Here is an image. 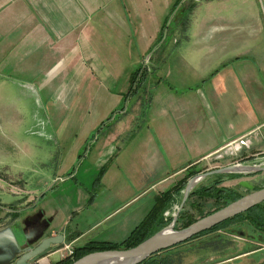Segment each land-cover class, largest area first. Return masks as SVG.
Returning a JSON list of instances; mask_svg holds the SVG:
<instances>
[{
  "label": "crops",
  "instance_id": "0c3cea01",
  "mask_svg": "<svg viewBox=\"0 0 264 264\" xmlns=\"http://www.w3.org/2000/svg\"><path fill=\"white\" fill-rule=\"evenodd\" d=\"M212 13L237 22L208 25ZM241 22L257 23L248 0H0V98L26 85L89 99L93 114V124H71L81 134L93 129L92 148L80 142L74 156L53 159L51 183L44 163L30 190L21 175L0 179L22 196L0 197V264L50 236L74 248L123 242L159 196L223 148L247 143L254 151L239 150L246 156L237 164L264 168V56ZM188 34L195 41L176 39ZM2 111L23 124L19 106ZM256 178L222 186L240 192L245 181L255 190ZM51 255L30 264H54Z\"/></svg>",
  "mask_w": 264,
  "mask_h": 264
},
{
  "label": "rangeland",
  "instance_id": "374dc122",
  "mask_svg": "<svg viewBox=\"0 0 264 264\" xmlns=\"http://www.w3.org/2000/svg\"><path fill=\"white\" fill-rule=\"evenodd\" d=\"M248 1L252 14H256L257 23L252 22L251 24L245 25L244 22H241L240 25H245L248 29H252V37L256 35L254 40L252 38V44L256 43L259 56H264V0ZM223 18L225 19L224 21L220 20L217 14L212 13L207 20L208 25H223L237 22V19L233 18V15L231 14L225 15ZM230 31V29L224 28L225 33H229ZM184 37L177 35L176 39H178V41L192 42L197 38L195 34L184 35ZM241 37L245 39L244 36ZM24 87L25 90H29V93L26 94L24 89H21L20 92H18V95L14 91H11L12 95L8 94L10 93L9 90L1 91L0 179L5 180V178H8L7 182L14 183L12 180H19V176L21 175L23 181L28 184L26 189L30 190L35 188L37 183L40 182V180H37L38 174L36 173V171L41 168L40 163L46 165L44 166V171L49 173L51 183L52 177L56 174L58 166V162H54L53 159H57L63 155L64 157L74 156L75 149L80 142L88 141L87 146L90 145V149L92 148L93 129L81 134L77 130L73 131L71 124H74V122L78 123L79 119L82 123L87 120L89 123L93 114L90 110L91 101L89 99L84 101L80 100L82 98H79L81 108H77L79 100L63 99L60 97L56 98L54 96L48 97L41 94L37 95L36 93H31L33 91L31 87L26 85ZM14 105L19 106L20 110H23L22 115H20L23 119V124H11L9 120L13 119L15 116L2 113L3 108H10ZM89 114H91V117H89ZM92 122L89 124H93ZM87 146H85V148ZM236 146L239 148L238 150H235L233 147H226V149L223 148V151L218 155L205 161L199 169V171H201L199 174L209 173L237 165V161L246 156L239 154V150L241 153L246 151L248 154H251V152L254 151L251 150L250 152L247 149V143H238ZM83 151L84 148L79 149L78 154L84 156ZM74 165L75 167L77 166L75 163L73 166ZM242 166L248 165L245 164ZM75 167L70 170V172H73ZM60 173L63 172L60 171ZM229 174H238L242 177L252 178L254 176H264V170L253 174L223 173L218 175L214 174V176L210 175L199 181L192 190H200L205 186L213 185L216 180H223L228 177ZM46 181L47 180H44V183ZM261 184L262 185H259V188L264 187V181H262ZM8 186L7 183L3 184L0 181V197L5 203L13 202L17 198L22 197L14 196L7 192L6 190L8 189H5V187ZM220 186L223 187L222 184ZM184 190L185 188L180 192L179 197H177V203L172 204V209L168 211V214H164L166 218H172L176 213V208L182 201ZM249 192L250 191L246 192L245 190L240 191V193L244 195ZM49 196L53 198V194L50 193ZM35 204H37V200L34 205ZM190 205L191 200H188L185 204L186 209H188ZM212 206L213 200H202L203 210L200 212L193 211V218L199 217L200 213L202 214L206 211L212 210L214 208ZM234 226H238V224L232 225L229 228ZM237 228L239 230L237 229L238 231H236V233L234 232L231 234L228 230H220L217 235L212 234L184 246L177 247L170 254H164L163 256L166 260H170L172 264H264V233L247 226L246 223H240ZM213 235H220L218 238L219 240L213 239L203 242L204 240L212 238ZM222 237H225L226 239H221ZM246 250L253 251L240 256V254L246 252ZM59 259L60 257L58 253L49 257V261L52 263H55L57 260L59 261Z\"/></svg>",
  "mask_w": 264,
  "mask_h": 264
},
{
  "label": "trees",
  "instance_id": "16d2710c",
  "mask_svg": "<svg viewBox=\"0 0 264 264\" xmlns=\"http://www.w3.org/2000/svg\"><path fill=\"white\" fill-rule=\"evenodd\" d=\"M142 72V70H141ZM138 70L133 74L131 87L134 89V86H138ZM142 77V76H141ZM140 77V78H141ZM137 79V80H136ZM199 171L190 170L186 177H184L182 180H180L176 186H174L170 191L165 192L159 198L156 200L154 207L151 209V211L148 213V215L144 218V220L131 232V234L128 236L127 239H125L123 242L119 244H108V243H89L88 245L82 247V248H74V255L72 258H65L62 259L54 264H72L76 260L80 259L81 257L94 253V252H101V251H109V250H128L131 249L141 242L145 241L164 227H166L171 221L172 218H166L164 214L168 212L171 208V202L174 197H179L180 192L186 187L187 182L197 176ZM102 173V172H101ZM242 178V176L238 174H229L228 177H226V180H234ZM223 183V180H216L213 185L206 186L200 190L195 189L192 190L189 194L186 202L191 200V205L188 209H186V202L184 203L182 210L179 212L175 229H184L194 223L195 221L206 217L221 208L227 206L228 204L237 201L240 199L244 194L234 190V189H228L221 187L220 185ZM261 188H255V190H259ZM215 191V192H214ZM174 196V197H173ZM213 200V206L212 210L206 211L205 213H200V216L197 218H193L192 213L200 212L203 210L202 207V200ZM240 223L247 224V226L254 228L255 230H259L260 232L264 233V202H262L259 205H256L255 207L249 209L248 211L241 213L231 219H228L215 227L206 230L188 241L176 245L170 249L160 251L145 261H143L140 264H172L170 260H166L164 258V254H170L175 248L184 246L188 243H191L193 241H196L198 239L208 237L209 235H217V233L220 230H228L229 233H236L239 229L237 228ZM232 228H229L232 225H236ZM238 229V230H237ZM214 235L212 238H210L207 241L213 240ZM221 239H226L225 237H222ZM219 240V239H218ZM206 241V242H207ZM204 242V241H203ZM253 250H246V252H243V254H248ZM239 256V255H238Z\"/></svg>",
  "mask_w": 264,
  "mask_h": 264
},
{
  "label": "water",
  "instance_id": "95a60500",
  "mask_svg": "<svg viewBox=\"0 0 264 264\" xmlns=\"http://www.w3.org/2000/svg\"><path fill=\"white\" fill-rule=\"evenodd\" d=\"M242 167L248 170L239 172L234 171L233 168ZM264 168H252L242 166L240 164L212 171L209 173L199 174L187 182L182 201L176 209V213L172 217V221L163 229L141 242L137 246L128 250H109L87 254L72 264H140L152 255L170 249L176 245L182 244L192 237L209 230L216 225L231 219L241 213L248 211L256 205L264 202V187L259 190H254L252 184L242 181L239 186L244 188L245 191H250L248 194L242 196L237 201H234L220 210L203 217L184 229H175L176 221L179 212L182 210L189 194L192 191L194 180L198 179L197 183L203 178L210 175L223 174V173H241L253 174L263 171ZM264 181V176H259L255 179L256 182ZM196 183V184H197ZM220 235L214 236L218 239ZM207 240H204L206 242ZM65 242L63 235L50 236L45 238L36 247L27 250L15 261L14 264H30L39 258L48 255L54 249L59 248Z\"/></svg>",
  "mask_w": 264,
  "mask_h": 264
},
{
  "label": "built area",
  "instance_id": "2783aa9c",
  "mask_svg": "<svg viewBox=\"0 0 264 264\" xmlns=\"http://www.w3.org/2000/svg\"><path fill=\"white\" fill-rule=\"evenodd\" d=\"M167 214L168 212L165 213V215ZM55 253L59 254L60 260L65 258H72L74 255V247L72 246V244L64 242L59 248H57L55 251L50 252L49 254H55Z\"/></svg>",
  "mask_w": 264,
  "mask_h": 264
},
{
  "label": "bare ground",
  "instance_id": "6f19581e",
  "mask_svg": "<svg viewBox=\"0 0 264 264\" xmlns=\"http://www.w3.org/2000/svg\"><path fill=\"white\" fill-rule=\"evenodd\" d=\"M233 170H234V171L243 172V171H246V170H248V169H246V168H242V167H236V168H233ZM197 181H198V179L194 180L193 185H194V184L196 185Z\"/></svg>",
  "mask_w": 264,
  "mask_h": 264
},
{
  "label": "flooded vegetation",
  "instance_id": "af4514ba",
  "mask_svg": "<svg viewBox=\"0 0 264 264\" xmlns=\"http://www.w3.org/2000/svg\"><path fill=\"white\" fill-rule=\"evenodd\" d=\"M204 179V178H203ZM257 251H258V249H257Z\"/></svg>",
  "mask_w": 264,
  "mask_h": 264
}]
</instances>
